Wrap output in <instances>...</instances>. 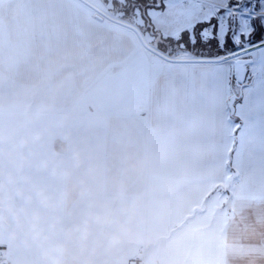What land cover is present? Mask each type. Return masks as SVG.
I'll return each instance as SVG.
<instances>
[{
  "label": "crops",
  "instance_id": "1",
  "mask_svg": "<svg viewBox=\"0 0 264 264\" xmlns=\"http://www.w3.org/2000/svg\"><path fill=\"white\" fill-rule=\"evenodd\" d=\"M92 12L0 0L3 264H264V139L197 61Z\"/></svg>",
  "mask_w": 264,
  "mask_h": 264
},
{
  "label": "snow or ice",
  "instance_id": "2",
  "mask_svg": "<svg viewBox=\"0 0 264 264\" xmlns=\"http://www.w3.org/2000/svg\"><path fill=\"white\" fill-rule=\"evenodd\" d=\"M204 80L229 101L234 133L264 139V0H153Z\"/></svg>",
  "mask_w": 264,
  "mask_h": 264
},
{
  "label": "rangeland",
  "instance_id": "3",
  "mask_svg": "<svg viewBox=\"0 0 264 264\" xmlns=\"http://www.w3.org/2000/svg\"><path fill=\"white\" fill-rule=\"evenodd\" d=\"M93 1L101 5L103 7V10H107L108 12L113 13L114 16H116L115 18L127 17L135 22L141 21L140 13H142L143 9H146V6L148 4H151L153 2V0H119L120 1L119 4H114L112 0H93ZM93 13L95 12H92V14Z\"/></svg>",
  "mask_w": 264,
  "mask_h": 264
},
{
  "label": "water",
  "instance_id": "4",
  "mask_svg": "<svg viewBox=\"0 0 264 264\" xmlns=\"http://www.w3.org/2000/svg\"><path fill=\"white\" fill-rule=\"evenodd\" d=\"M80 1L83 2L85 5H87L89 8H91V9L96 13L95 16H96L97 18H99V19H101V18H105V19H107V20H109V21H111V22H114V23H116V24H119V25H121V26H124V27H126V28L132 30V31L135 33V35L137 36V38H138L139 42L141 43V45H142L145 49H147L148 51H150V52L156 54L157 56H159V57H161V58H163V59H165V60H168V61H196V60H194V59H181V58L178 59V58H173V57H169V56L163 54V53H162L161 51H159L157 48H155V47L149 45V44L145 41V39H144V37H143L141 31H140L135 25H133V24H131V23H129V22H126V21H124V20H121V19H118V18H115V17L111 16L110 14L104 12L103 10H101L99 7H97L96 5H94L93 3H91V2L88 1V0H80ZM227 105H228V107H229V101H228V100H227ZM229 110H230V107H229Z\"/></svg>",
  "mask_w": 264,
  "mask_h": 264
},
{
  "label": "built area",
  "instance_id": "5",
  "mask_svg": "<svg viewBox=\"0 0 264 264\" xmlns=\"http://www.w3.org/2000/svg\"><path fill=\"white\" fill-rule=\"evenodd\" d=\"M4 261V255L3 253L0 251V264H3ZM134 264H142V259H137L134 261Z\"/></svg>",
  "mask_w": 264,
  "mask_h": 264
},
{
  "label": "trees",
  "instance_id": "6",
  "mask_svg": "<svg viewBox=\"0 0 264 264\" xmlns=\"http://www.w3.org/2000/svg\"><path fill=\"white\" fill-rule=\"evenodd\" d=\"M115 4H119V2L117 3V2L115 1Z\"/></svg>",
  "mask_w": 264,
  "mask_h": 264
}]
</instances>
